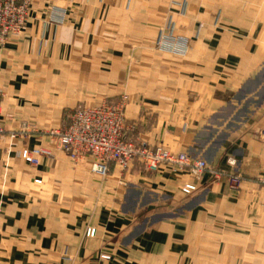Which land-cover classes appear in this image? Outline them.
<instances>
[{"label":"crops","instance_id":"obj_1","mask_svg":"<svg viewBox=\"0 0 264 264\" xmlns=\"http://www.w3.org/2000/svg\"><path fill=\"white\" fill-rule=\"evenodd\" d=\"M157 1L33 0L26 28L0 44V264H208L215 225L247 237L255 208L264 219V0H187L185 13ZM161 12L175 14L185 54L109 33L114 18L155 32ZM123 94L129 137L189 151L243 186L167 167L112 165L102 177L62 151L52 131L78 103ZM34 148L48 154L30 164L22 152Z\"/></svg>","mask_w":264,"mask_h":264},{"label":"built area","instance_id":"obj_2","mask_svg":"<svg viewBox=\"0 0 264 264\" xmlns=\"http://www.w3.org/2000/svg\"><path fill=\"white\" fill-rule=\"evenodd\" d=\"M27 3L28 0H0L1 42L19 31L20 26L17 24L21 19L14 24L13 17H23L28 11ZM1 96L0 92V105ZM69 119L70 125L61 135L63 151L75 161L89 160L93 172L102 177L110 173L112 165L120 166L122 170L139 166L148 172H158L167 167L172 172L186 174L198 180L205 175L219 173L205 158L196 157L189 151L173 152L161 144L145 145L127 138L125 131L129 129V124L124 104L104 102L94 107L80 105ZM4 133L0 124V139ZM45 154L48 151L42 148L25 149L22 152L23 158L30 164H37L38 158ZM231 185L239 186L240 178H232ZM197 189V184L190 182L183 186L182 191L189 195ZM95 234V229L88 231L89 236Z\"/></svg>","mask_w":264,"mask_h":264},{"label":"rangeland","instance_id":"obj_3","mask_svg":"<svg viewBox=\"0 0 264 264\" xmlns=\"http://www.w3.org/2000/svg\"><path fill=\"white\" fill-rule=\"evenodd\" d=\"M163 1L164 0H158L157 1L156 6L158 9H159V7L163 6L162 5ZM168 2H169L168 7L170 10L172 8L173 9L176 8V9H178V11L180 10L183 13H185L187 10V3H188L187 0H168ZM32 5H33V0H28V3H27L28 11H26L24 16L22 17V15H20V16L16 15L13 17V21H14L13 23L14 24H17L19 22V20L21 19L19 24H17L18 26H20V29L18 32L9 35L5 39V41H3V42L0 41V44H2V45L6 44L8 42V40H10L13 36L20 34V32H22V30H24L26 28L28 21H29V18H30V15H31ZM165 7H167V5ZM159 11H161V10L159 9ZM54 13L55 14L52 16V19H55L61 23L65 22V13L64 12H57L56 10H54ZM58 13H60V15ZM56 15H59V17ZM62 17H63V19H61ZM175 17L176 16L174 13H172V14L168 13L166 15L164 12L163 13L161 12L160 14H157V28H156L155 32H152V33L151 32H144L142 30L136 31V29H134V30H130V29H126V28L122 29L120 27L122 24H126V25H129V24L118 22L117 18H114V20L112 19L110 21L111 25H109L110 26L109 27V29H110L109 33L111 34V37L115 38V39L125 38V39H134L136 41V38L137 39L151 38V39H154V41H153L154 47L152 48L153 50H156V51H159L162 53L168 52V53H175V54H185L189 48L188 47V39L181 36L176 31L177 22H176ZM21 22H23L22 23L23 25H21ZM117 23H118V25H117ZM120 29H122V30H120ZM130 49L133 52H135V54H136L138 52V49H141V48H130ZM160 76L161 75L158 72V74H157L158 79L160 78ZM0 92L2 93L1 100H3L4 89L1 86H0ZM129 101H130V98H129L128 94H123V95L119 96V99H117V100L99 99V101L92 103V104H90V103L88 104V103L83 101V102L78 103V105H76V107L68 113L69 114L68 117L70 118V116L74 112V110H76L80 105L81 106H87V107H94V106L103 104L104 102H112V103H120L122 105L124 104L125 110H126V105ZM1 105H2V101H1ZM1 105H0V114H1ZM0 124L4 128V131L6 132L4 122L1 119H0ZM69 125H70V123H69ZM69 125L66 128H64L63 130L54 129V131H52V132H54V135L59 139L61 149H62L61 135L64 133V131L66 129H68ZM50 130H53V128ZM38 131L39 130L37 129V127L32 126V128H30V130H27L26 132L37 133ZM133 131H134V129H132V126L129 124V129L125 131L126 136H127V138L136 142V137H129L128 136V133L133 132ZM4 135H5V133H4ZM156 145H159V144H156ZM161 145H163V144H161ZM163 146L166 147L165 145H163ZM42 149L45 150V148H42ZM62 151H63V149H62ZM214 168H215V170H218V172L222 173V174L218 173L216 175H210V177H212L213 179L226 178L229 186L233 189H236V190H239L243 186L242 184L244 182V176H242L241 174L235 172L232 174L224 175L225 173L223 170H220L216 167H214ZM235 177L240 178V185L237 187H233L231 185L232 178H235ZM261 184L264 187V179H261ZM261 212H262L261 208L260 209L255 208L253 210L252 214L254 217H257V218L254 220L252 228L247 226V228H248V230L246 229L247 231L244 229L241 230V231H246L247 233L252 232V235H249L247 237L241 236L240 234L236 235V234L232 233V230H234L235 228H234V226H231V224L234 225V223H229L227 220L224 222H221V225H215V228H217L215 230H217L219 233H217L214 236L210 235L212 237L204 239V242L207 245L212 246L213 248H217L218 245H220V255L215 256V257L214 256L212 257L210 255L209 259L206 260V262L209 261L208 264H264V219L259 218ZM239 227L243 228L244 225L243 224L239 225ZM210 230H212V229H210ZM238 231H240V230L237 229V232ZM206 247H208V246H206ZM234 249H235V251H234Z\"/></svg>","mask_w":264,"mask_h":264}]
</instances>
